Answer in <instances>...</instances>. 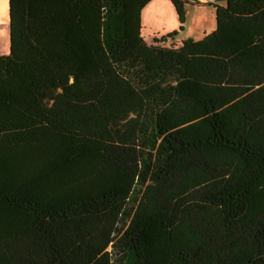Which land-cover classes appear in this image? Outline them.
<instances>
[{
  "label": "trees",
  "instance_id": "1",
  "mask_svg": "<svg viewBox=\"0 0 264 264\" xmlns=\"http://www.w3.org/2000/svg\"><path fill=\"white\" fill-rule=\"evenodd\" d=\"M150 1H7L0 264H264V0L173 46Z\"/></svg>",
  "mask_w": 264,
  "mask_h": 264
},
{
  "label": "rangeland",
  "instance_id": "2",
  "mask_svg": "<svg viewBox=\"0 0 264 264\" xmlns=\"http://www.w3.org/2000/svg\"><path fill=\"white\" fill-rule=\"evenodd\" d=\"M8 0H0L7 5V20L0 18V55L9 50ZM182 20L170 0H151L140 13L141 36L145 43H152L153 38L166 46L178 45L187 39L200 40L215 29V8L208 0H180ZM220 2L218 5H224ZM0 17L3 18L2 14ZM5 17V16H4ZM176 32L172 38L167 35Z\"/></svg>",
  "mask_w": 264,
  "mask_h": 264
},
{
  "label": "crops",
  "instance_id": "3",
  "mask_svg": "<svg viewBox=\"0 0 264 264\" xmlns=\"http://www.w3.org/2000/svg\"><path fill=\"white\" fill-rule=\"evenodd\" d=\"M6 9H7V5L5 6V3L0 2V15L2 14L3 16V18L0 17L1 20H5V21L7 20V15L5 14Z\"/></svg>",
  "mask_w": 264,
  "mask_h": 264
},
{
  "label": "water",
  "instance_id": "4",
  "mask_svg": "<svg viewBox=\"0 0 264 264\" xmlns=\"http://www.w3.org/2000/svg\"><path fill=\"white\" fill-rule=\"evenodd\" d=\"M210 3L218 4L220 2H226V0H208Z\"/></svg>",
  "mask_w": 264,
  "mask_h": 264
}]
</instances>
